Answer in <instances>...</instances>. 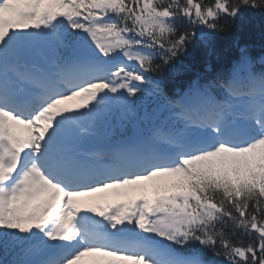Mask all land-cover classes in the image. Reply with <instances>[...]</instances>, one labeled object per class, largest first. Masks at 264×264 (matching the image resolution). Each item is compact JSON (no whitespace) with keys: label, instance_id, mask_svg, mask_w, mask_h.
Listing matches in <instances>:
<instances>
[{"label":"snow or ice","instance_id":"obj_1","mask_svg":"<svg viewBox=\"0 0 264 264\" xmlns=\"http://www.w3.org/2000/svg\"><path fill=\"white\" fill-rule=\"evenodd\" d=\"M0 264H264V0H0Z\"/></svg>","mask_w":264,"mask_h":264},{"label":"rangeland","instance_id":"obj_2","mask_svg":"<svg viewBox=\"0 0 264 264\" xmlns=\"http://www.w3.org/2000/svg\"><path fill=\"white\" fill-rule=\"evenodd\" d=\"M74 103V102H73ZM121 198V197H120ZM119 198L120 201H123ZM85 199L95 202V203H101V204H110L117 201V197L112 192L109 193H100L97 194L95 197H86Z\"/></svg>","mask_w":264,"mask_h":264},{"label":"trees","instance_id":"obj_3","mask_svg":"<svg viewBox=\"0 0 264 264\" xmlns=\"http://www.w3.org/2000/svg\"><path fill=\"white\" fill-rule=\"evenodd\" d=\"M238 35L240 36L241 39H244V40L250 39V37L248 36V34L246 32H240ZM220 43L222 46L226 47L230 43L229 38L225 37ZM257 50H258V48H257ZM184 76H185L184 70L180 69L179 75H177L174 78L172 83L174 85H177V86L181 85L183 83Z\"/></svg>","mask_w":264,"mask_h":264}]
</instances>
